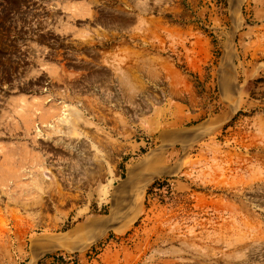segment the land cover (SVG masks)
Masks as SVG:
<instances>
[{"label":"rangeland","instance_id":"1","mask_svg":"<svg viewBox=\"0 0 264 264\" xmlns=\"http://www.w3.org/2000/svg\"><path fill=\"white\" fill-rule=\"evenodd\" d=\"M0 264H264V0H0Z\"/></svg>","mask_w":264,"mask_h":264},{"label":"bare ground","instance_id":"2","mask_svg":"<svg viewBox=\"0 0 264 264\" xmlns=\"http://www.w3.org/2000/svg\"><path fill=\"white\" fill-rule=\"evenodd\" d=\"M71 129V128H70ZM148 159V158H147Z\"/></svg>","mask_w":264,"mask_h":264}]
</instances>
